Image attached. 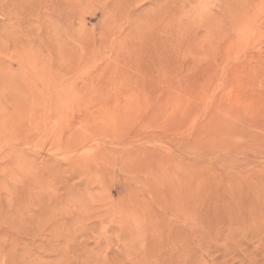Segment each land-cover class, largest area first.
<instances>
[{
	"label": "rangeland",
	"instance_id": "1",
	"mask_svg": "<svg viewBox=\"0 0 264 264\" xmlns=\"http://www.w3.org/2000/svg\"><path fill=\"white\" fill-rule=\"evenodd\" d=\"M0 264H264V0H0Z\"/></svg>",
	"mask_w": 264,
	"mask_h": 264
}]
</instances>
